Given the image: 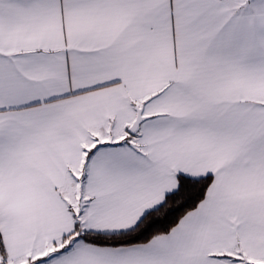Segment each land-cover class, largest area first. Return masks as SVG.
Returning <instances> with one entry per match:
<instances>
[{"label":"snow or ice","instance_id":"obj_1","mask_svg":"<svg viewBox=\"0 0 264 264\" xmlns=\"http://www.w3.org/2000/svg\"><path fill=\"white\" fill-rule=\"evenodd\" d=\"M0 264H264V0H0Z\"/></svg>","mask_w":264,"mask_h":264}]
</instances>
